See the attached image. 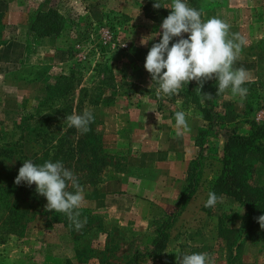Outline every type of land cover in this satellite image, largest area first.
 <instances>
[{
	"label": "rangeland",
	"instance_id": "1",
	"mask_svg": "<svg viewBox=\"0 0 264 264\" xmlns=\"http://www.w3.org/2000/svg\"><path fill=\"white\" fill-rule=\"evenodd\" d=\"M146 2L0 0V264H177V253H208L214 264H264V241L241 239L237 230L243 208L226 196L209 214L189 209L186 214L192 220L180 219L177 207L166 221L167 215L162 221L133 223L117 221L105 209L80 207L79 219L86 218L87 223L77 231L66 214L46 210L47 200L36 192L35 184L14 182L26 160L36 165L61 161L79 185L98 182L103 177L99 172L110 163L122 165L124 160L109 157L103 158L106 165H99L103 144L94 133V122L89 132L81 134L66 120L74 112L90 111L94 120L102 118L116 93L135 99L144 94L153 111H167L176 101H184V88L179 95L163 94L155 82L151 84L144 67L150 48L161 39H150L161 31V22ZM158 2L171 11L172 0ZM185 2L202 13V21L217 17L230 25L229 38L239 34L245 40L233 68L248 72L249 79L242 85L248 89L247 96L233 95L230 88L217 94L215 78L204 83L212 91L210 101L219 126L244 134L251 122L264 123V0ZM48 6L61 16L59 33L51 41H21L25 32L19 30L20 21L28 19L30 24L34 13ZM99 26L109 30L110 43H101ZM142 39L150 40L142 45ZM134 70H143L145 79L128 77ZM59 75L69 79L62 92L53 86ZM197 142L203 149L200 172L205 167L215 173L220 155L216 138L201 136ZM259 150L260 155L248 156L254 170L247 181L264 191V140ZM197 178L195 189L200 174ZM67 190L75 191L70 184ZM13 191L20 210L14 216L21 219H13L6 209L14 200ZM163 221L167 239L153 253L151 247ZM24 237L33 239L29 253L21 245Z\"/></svg>",
	"mask_w": 264,
	"mask_h": 264
},
{
	"label": "crops",
	"instance_id": "2",
	"mask_svg": "<svg viewBox=\"0 0 264 264\" xmlns=\"http://www.w3.org/2000/svg\"><path fill=\"white\" fill-rule=\"evenodd\" d=\"M19 30L28 33L20 35L21 41L23 38L51 41V36L38 38L34 35L29 30L28 19L20 21ZM130 76L131 79H145L146 75L143 70H134L128 74ZM117 94L107 102L102 118L94 120V128L109 159L124 162L121 166L111 163L104 166L99 172L103 177L98 182L80 184L84 196L81 207L105 209L107 215L116 216L117 221H162L180 204V196L191 173L190 164L198 155L196 140L204 127L203 121L190 104L176 101L167 111H153L144 94L136 99L131 94ZM178 111L186 113L191 129L181 136L176 133L175 113ZM214 138L221 148V137ZM214 174L208 168L201 169L197 188L183 209H177L180 219L192 220L186 214L192 207L202 211L208 182ZM32 240V237H24L21 245L28 251L33 248Z\"/></svg>",
	"mask_w": 264,
	"mask_h": 264
},
{
	"label": "clouds",
	"instance_id": "3",
	"mask_svg": "<svg viewBox=\"0 0 264 264\" xmlns=\"http://www.w3.org/2000/svg\"><path fill=\"white\" fill-rule=\"evenodd\" d=\"M161 7L158 0L153 3L154 9ZM170 9V14L160 25L161 31L150 38L161 37L150 48L144 64L151 76V84L155 82L163 94L172 96L179 95L183 86L191 81L197 82L196 89L201 93L204 83L215 78L218 81L217 94L230 88L233 95L245 98L248 89L242 85L249 79L248 72L244 68H233L245 43L244 38L239 34H232V38H229L230 25L217 17L202 21V13L189 7L185 0H172ZM183 34H188L187 38ZM173 38L179 39L170 47ZM148 40L142 39L141 44H146ZM203 96L208 100L213 97L210 93ZM201 103H204V99H201ZM94 119L90 111L66 116L69 127H75L81 134L91 130L89 125ZM175 122L178 136L191 131L185 112H176ZM14 182L17 185L23 182L29 187L35 184L36 192L47 200L46 210L66 214L77 231L87 223L86 218L83 221L79 219L80 212L77 211L84 200L83 189L76 175L63 162L47 161L43 165H36L26 160ZM69 184L75 189L74 192L67 190ZM222 199L209 191L205 207H215ZM257 219L264 228V216ZM177 264H214V260L208 253H177Z\"/></svg>",
	"mask_w": 264,
	"mask_h": 264
},
{
	"label": "trees",
	"instance_id": "4",
	"mask_svg": "<svg viewBox=\"0 0 264 264\" xmlns=\"http://www.w3.org/2000/svg\"><path fill=\"white\" fill-rule=\"evenodd\" d=\"M146 6L154 10L157 19L161 24L163 19L171 12L164 7L154 9L153 0H147ZM61 27V16L51 6H48L44 10H37L29 24V30L37 37L55 36L61 30ZM183 36L184 38H187L188 34H183ZM178 39L179 38H173L174 41ZM101 76L102 78H105L102 74ZM68 80V77L59 75L53 86L57 87V90L62 92L65 82H68L67 85L69 84ZM99 83L100 81L98 84ZM101 83H103V81H101ZM197 87L198 85H192V82L183 86L186 90V96L182 103L185 105L190 104L191 108L198 112L203 121L204 127L200 130V137L198 138H201V136L221 137V148L218 158L219 167L208 182L201 210L206 214L210 213L211 207H205L209 191L215 192L219 197L226 196L231 198L234 203L243 208V212L239 219L237 234L241 236V239L251 242H262L264 241V228H261L257 218L264 216V191L262 187H251L247 180L251 178L250 176L254 170V165L253 163H250L248 160L250 157L248 156L255 157V154L260 155L259 146L264 140V123L257 124L251 122L248 131L244 134L236 133L234 129H222L218 124L217 111H215L214 105L210 100L203 96L204 93H210L213 96L210 87L204 84L201 93L196 89ZM108 88L114 90L110 85ZM201 99H204V103H201ZM94 133L96 134L97 139L101 141L100 135L96 131ZM196 144L199 147L198 155L190 164L191 173L184 186L182 195L180 196V204L176 208L178 210H181L182 205H184L190 194L194 192L197 184V177H199L200 174V156L203 149L197 140ZM99 148L101 150V157L98 158V161L99 165L102 167L107 164L104 161L105 157L109 156L104 153L102 145ZM13 192L14 202L12 201L8 204L6 209L10 212V215H13L14 219V215L20 210L16 208V204H18L16 198L17 193H15V191ZM29 206L30 205H28V207ZM171 215L172 213L167 215L164 221L168 220ZM20 217L21 216L18 218L16 217L15 219H21ZM164 221L160 224L155 240L152 244L151 251L153 253L158 252L166 242V233L162 230Z\"/></svg>",
	"mask_w": 264,
	"mask_h": 264
},
{
	"label": "built area",
	"instance_id": "5",
	"mask_svg": "<svg viewBox=\"0 0 264 264\" xmlns=\"http://www.w3.org/2000/svg\"><path fill=\"white\" fill-rule=\"evenodd\" d=\"M97 30H98V32L100 34V38L102 39V41H101L102 44H107V43L111 42V41H109L111 39V34H110L109 30L106 27L99 26ZM78 46L79 45L76 44V47H78ZM79 56L83 57L84 55L81 52V53H79Z\"/></svg>",
	"mask_w": 264,
	"mask_h": 264
}]
</instances>
